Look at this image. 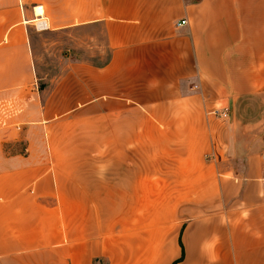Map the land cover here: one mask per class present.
<instances>
[{"label": "crops", "instance_id": "1", "mask_svg": "<svg viewBox=\"0 0 264 264\" xmlns=\"http://www.w3.org/2000/svg\"><path fill=\"white\" fill-rule=\"evenodd\" d=\"M72 27L89 84L45 85ZM87 103L155 162L68 164ZM0 264H264V0H0Z\"/></svg>", "mask_w": 264, "mask_h": 264}, {"label": "rangeland", "instance_id": "2", "mask_svg": "<svg viewBox=\"0 0 264 264\" xmlns=\"http://www.w3.org/2000/svg\"><path fill=\"white\" fill-rule=\"evenodd\" d=\"M85 36L86 33L82 31L76 34L75 28L72 27L60 36L50 34L43 37L49 43L39 46L40 60L38 63L41 69L40 74H47L45 85L51 84L54 86L59 79L65 81L70 90H74V85L78 84L79 81L84 85L89 84V75H85V72L82 77H76L74 73L76 69L80 70V68L86 71L91 63L89 59L84 60L91 56L90 38ZM61 119L66 121L64 131L67 134V140L65 142L61 141V148L66 149L65 153L63 155L61 153V155L66 158L68 164L121 165L128 163L129 160L132 164L140 160L146 161V163L155 162L154 158L145 156L146 151L144 149L140 151V153H143L142 156L140 153V157L135 156L133 152L138 153L139 146H131V152L127 146L124 151L122 140L92 141L88 139L92 134L89 103L78 106V108L67 109ZM60 131L63 132V129L61 128ZM99 131L100 136H105V134H101L102 132L105 133V130ZM140 144L144 146L145 142H140ZM56 145H58V142H56ZM124 152L127 153V158H124ZM129 153H132V155L129 156ZM164 163H166V160H164Z\"/></svg>", "mask_w": 264, "mask_h": 264}, {"label": "built area", "instance_id": "3", "mask_svg": "<svg viewBox=\"0 0 264 264\" xmlns=\"http://www.w3.org/2000/svg\"><path fill=\"white\" fill-rule=\"evenodd\" d=\"M37 8H40V9H41V6H38ZM39 19H40V18H39ZM183 22H185V21H183ZM36 26H37L38 29H42V28H44V27L46 26L45 21H44L43 19H41L40 22H39ZM196 87H197V86H196ZM218 111H219V110H214L213 113L216 114V113H218ZM223 114H224V115H227V114H228L227 110H224V111H223Z\"/></svg>", "mask_w": 264, "mask_h": 264}, {"label": "bare ground", "instance_id": "4", "mask_svg": "<svg viewBox=\"0 0 264 264\" xmlns=\"http://www.w3.org/2000/svg\"><path fill=\"white\" fill-rule=\"evenodd\" d=\"M37 9H39L40 10V8H37ZM39 12H41V11H39ZM38 15H40V14H38ZM40 22V20H38V23Z\"/></svg>", "mask_w": 264, "mask_h": 264}]
</instances>
